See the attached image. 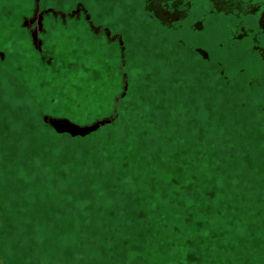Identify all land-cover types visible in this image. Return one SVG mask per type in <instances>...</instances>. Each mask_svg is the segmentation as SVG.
<instances>
[{
  "label": "rangeland",
  "instance_id": "obj_1",
  "mask_svg": "<svg viewBox=\"0 0 264 264\" xmlns=\"http://www.w3.org/2000/svg\"><path fill=\"white\" fill-rule=\"evenodd\" d=\"M0 264H264V0H0Z\"/></svg>",
  "mask_w": 264,
  "mask_h": 264
},
{
  "label": "flooded vegetation",
  "instance_id": "obj_2",
  "mask_svg": "<svg viewBox=\"0 0 264 264\" xmlns=\"http://www.w3.org/2000/svg\"><path fill=\"white\" fill-rule=\"evenodd\" d=\"M2 207H1V204H0V227H1V225H2V216H1V213H2Z\"/></svg>",
  "mask_w": 264,
  "mask_h": 264
}]
</instances>
